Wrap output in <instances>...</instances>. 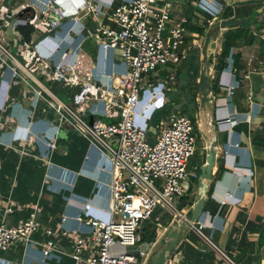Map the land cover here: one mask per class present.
Returning a JSON list of instances; mask_svg holds the SVG:
<instances>
[{"label": "crops", "instance_id": "obj_1", "mask_svg": "<svg viewBox=\"0 0 264 264\" xmlns=\"http://www.w3.org/2000/svg\"><path fill=\"white\" fill-rule=\"evenodd\" d=\"M83 1L0 0V16L14 41L13 52L29 61L32 71L54 91L56 66L76 61L82 55L90 59L87 64L92 73L105 85L111 84L110 75L126 72L118 50H98L93 61V45L97 44L93 34L100 24L113 26L114 8L132 0H94L101 7L97 20L78 10ZM172 4L174 22L182 24L186 31L182 50L192 48L195 41L202 48L208 31L221 21L247 20L256 12L257 19L264 16V0H173ZM17 23L19 37L11 29ZM211 46L214 63L209 71L210 102L202 104V56L195 55L199 51L196 48L189 53L186 71L175 69L182 75L172 80L173 86L165 94L169 95L163 97L158 109L149 113L146 123L139 117L136 122L154 142L156 125L166 121L170 111L186 114L194 123L197 144L193 157L197 160L190 168H197L199 175L212 143L218 142L213 179L208 183L205 205L196 224L203 226L216 248L238 264H264V29L256 24L225 29ZM248 75L254 92L251 101L241 86ZM58 94L73 106L72 95L65 90ZM101 104L96 103L98 108ZM97 113L104 116L102 111ZM85 117L90 122L92 115L88 112ZM104 120L117 119L106 116ZM52 142L57 145L54 152L48 147ZM105 163L97 147L72 127L60 126L59 117L38 105L0 64V226L24 223L30 218L32 205L38 206V218L45 225H58L66 216L64 227L72 231H88L76 221L79 214L109 219L111 173L99 170ZM198 181H192L187 193L175 200L185 216L197 202ZM9 206L12 213L6 212ZM86 206L90 207L88 213ZM156 213L158 242L171 226L182 221L174 219L167 209ZM34 239L40 240L41 236ZM173 253L182 255L184 264H221L215 249L194 231ZM0 264L74 261L65 255L45 258L38 246L14 244L0 252Z\"/></svg>", "mask_w": 264, "mask_h": 264}, {"label": "built area", "instance_id": "obj_2", "mask_svg": "<svg viewBox=\"0 0 264 264\" xmlns=\"http://www.w3.org/2000/svg\"><path fill=\"white\" fill-rule=\"evenodd\" d=\"M172 1L132 0L116 6L113 26L100 24L93 35L99 51H120L126 72L110 75L108 78L112 82L105 85L92 73V67L87 64L90 59L82 55L76 61L56 66L52 78L57 85L55 91L49 83L38 78L29 67V61L13 52V40L8 35L5 19L0 16V64L38 105L59 117L60 126L72 127L99 149L106 160L99 170L108 171L112 178L109 219L79 214L76 221L88 231H72L64 227L68 221L66 216L58 225H45L38 218V206L32 205L30 218L24 223L0 226V252L14 244H23L38 246L45 258L69 256L74 264H146L150 256L146 250L117 253L118 248H131L141 243L143 225L159 207L170 211L178 221L186 219L175 200L187 193L192 181L199 180L197 168H190L197 151L193 121L178 110L170 111L166 121L156 125L154 142H150L147 130L136 122V115L146 123L149 113L158 109L161 103L156 99L165 93L166 86H172L173 72L188 61L189 53L198 48L197 54L202 56L197 41L192 45L194 48L182 50L186 31L182 24L174 22ZM100 8L96 1L84 0L78 10L91 20H97ZM18 27V23L13 24L11 29L19 37ZM21 75L41 91L28 89ZM251 81L248 75L241 83L248 101L254 97ZM64 90L71 92L73 106L58 96ZM145 91H149V97L143 103ZM99 102L101 108L96 105ZM99 111L104 116L97 113ZM88 112L94 118L92 124L85 120ZM96 114L100 115L95 117ZM106 116L117 120L107 122ZM48 147L54 152L57 145L52 142ZM89 208L85 207V213ZM6 212L12 213V207ZM191 231L215 249L221 264H238L212 244L202 225L195 223ZM36 235L41 239L35 240ZM165 264H180V259L168 257Z\"/></svg>", "mask_w": 264, "mask_h": 264}, {"label": "water", "instance_id": "obj_3", "mask_svg": "<svg viewBox=\"0 0 264 264\" xmlns=\"http://www.w3.org/2000/svg\"><path fill=\"white\" fill-rule=\"evenodd\" d=\"M254 15L258 16L259 13L256 12ZM256 16H253L247 20L221 21L208 31L205 37L204 45L202 47V70L200 74L199 86L204 98L202 102L203 105L210 102L209 95L211 92V76L209 71L214 63V54L210 53V48L214 47L211 45L218 38L219 34L225 29L238 26L251 27L253 24L258 25L261 30L264 29V16L261 15L260 19H257ZM93 46L95 48L93 53V61L96 62L99 45L95 43ZM93 119V117L90 118V124L93 123ZM217 147L218 142L214 141L206 155L205 164L201 167L197 189V202L190 211L189 216L186 215V219L183 220L181 224L176 223L175 225L171 226L166 231V233H164V235L161 236L155 249L150 253L146 264H165L169 255L174 252L175 248L182 242L184 237L189 234L192 225L198 221L205 205L208 183L213 179V170L217 157Z\"/></svg>", "mask_w": 264, "mask_h": 264}, {"label": "rangeland", "instance_id": "obj_4", "mask_svg": "<svg viewBox=\"0 0 264 264\" xmlns=\"http://www.w3.org/2000/svg\"><path fill=\"white\" fill-rule=\"evenodd\" d=\"M197 54V52H195V55ZM192 55H194L193 53H192ZM190 57V56H189ZM192 57V56H191ZM22 59H23V57H21ZM188 62L189 61H185L183 64H181V65H178L177 67L179 68V69H184V71H186V69L187 68H184L185 66H188ZM173 74H174V79L176 80V79H178L179 77H180V71L179 72H173ZM182 75V74H181ZM174 82V81H173ZM170 83H171V85L173 86V83H172V81H170ZM167 84H169V83H167ZM167 88H171V87H168V86H166ZM166 88V91H165V93L163 94V95H161V96H159L157 99H156V102L157 103H161L162 102V100H163V97L165 98V97H167V95H169V94H167V95H165L166 93H168L169 91H170V89H167ZM154 89V88H153ZM155 89H159L158 87H155ZM167 90H169V91H167ZM151 91V90H150ZM70 95H71V92H70ZM165 95V96H164ZM66 97V96H65ZM148 97H149V91H145L144 92V95H143V103H146L147 102V99H148ZM65 103H68V104H70V102L68 101V100H65ZM147 111H150V109H148ZM179 113H183V112H181V110H179L178 111ZM136 117L138 118L139 116L138 115H136ZM139 118H141V117H139ZM143 119V118H142ZM85 120H88V117H85ZM196 135V134H195ZM197 160V157L196 158H193L192 159V162L193 161H196ZM176 203V202H175ZM176 206H177V204H176ZM178 207V206H177ZM159 209H161L160 207L159 208H157V209H155V213H154V215L152 216V218L150 219V220H148L144 225H143V232H142V242L141 243H138L136 246H134V247H131V248H129V247H123V248H118V252L117 253H122V252H139L141 249H144V250H146L147 252H149V253H151L154 249H155V247H156V245H157V241H155V238L157 237V235H159L158 233H160L159 231L157 232V229H158V226H157V224H158V222H156V217H157V213H156V211L157 210H159ZM156 232H157V234H156ZM205 232V231H204ZM206 233V232H205ZM169 257L170 258H178V259H180V264H184L185 262H186V260H185V258L182 256V255H180V256H178L177 254H174L173 252L169 255Z\"/></svg>", "mask_w": 264, "mask_h": 264}, {"label": "bare ground", "instance_id": "obj_5", "mask_svg": "<svg viewBox=\"0 0 264 264\" xmlns=\"http://www.w3.org/2000/svg\"><path fill=\"white\" fill-rule=\"evenodd\" d=\"M21 79L24 83V85H26V87L30 90L33 91H41V89L39 88V86L35 85L34 83H32V81H30V83L27 81V78L23 75H21Z\"/></svg>", "mask_w": 264, "mask_h": 264}]
</instances>
